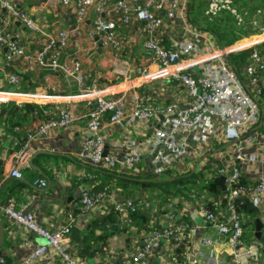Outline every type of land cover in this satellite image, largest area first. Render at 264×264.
I'll use <instances>...</instances> for the list:
<instances>
[{
  "label": "crops",
  "instance_id": "obj_1",
  "mask_svg": "<svg viewBox=\"0 0 264 264\" xmlns=\"http://www.w3.org/2000/svg\"><path fill=\"white\" fill-rule=\"evenodd\" d=\"M13 1L30 15L42 30L54 34L59 30H66L69 33V39L67 45L60 50L59 61L69 60L70 54L77 51L82 59L81 73L84 76V82L88 85L96 77L99 80V86L107 93L122 89V92L126 93L128 108L134 105L135 98L137 101L160 107H166L172 103H178L179 106L184 107L192 100L188 89L177 80L157 79L135 84L138 76L137 69L144 65L152 68L155 64L152 63L150 54L145 47L146 37L142 29L143 21L135 16H132L127 22L119 20L122 10L118 9L114 2H109L103 11H99L96 2L87 11L84 21L79 22L75 14L74 3L64 6L50 0ZM126 1L133 8L141 2V0ZM176 1H179L177 5L169 3L158 11L163 19L159 31L167 46L177 40L186 41L195 35L199 39L201 50L205 52L220 44L237 41L247 33H257L264 24V17L261 14L264 11V0H231L237 11H240V16L237 12L233 13L231 10L223 8L214 15L212 20H209L206 15L209 0ZM3 13V8L0 5V15ZM97 16L105 21L119 20L112 30L121 43L118 50L112 46L104 45L93 35L92 29L95 27ZM10 27L9 32L16 35L12 39L20 42L28 50L34 51L43 47L45 36L42 32L29 29L18 19L13 20ZM262 51L264 52V46H262ZM13 65L20 73H30L33 80L37 82L36 86H33L35 88L31 90L52 95L51 101L48 102L50 107L68 104L79 118L74 125L52 126L45 133L29 139L28 146L33 162V166H30L32 172L29 174L32 178L21 176L22 179L19 180L26 182V186L11 196L7 206L24 214L32 213L40 226L53 232L71 218L75 203L82 191L88 188L86 181H80L85 173H90L93 175L92 177L111 185L109 192L111 197L104 203V206H96L91 214L79 213L75 218L73 217V221H75L73 227L78 226L81 229V237L79 240L74 238L71 234L72 227L65 242V249L71 252L80 243L85 227L92 219L93 214L102 213L104 207L110 205L113 198L119 200L129 198L127 193L125 194L117 186L115 176L126 173L142 177L141 179H148L146 181L151 180L146 178L149 175L156 178L160 175L166 178L163 176L164 174L156 171L151 153L154 131L162 119V114H157L151 120L137 119L134 123H128L127 119H124L120 124L110 122L109 112H107L100 131L104 139L105 153H113L121 158L129 154L135 147H140L142 153L136 165L129 168H109L106 164H95L86 154L85 141L92 133L87 127L86 117H82L90 110L91 104L78 97L81 93V82L78 78L67 76L62 69L53 71L48 66H36L34 69H28L21 58L17 59ZM195 72L200 73L198 70ZM25 82L28 84L29 81ZM0 87L2 89L14 88L13 84L8 81L6 73L1 70ZM43 103L35 104L43 105ZM6 106L0 103V109ZM41 120L42 118L31 120V122H28L30 120L26 121L21 128L22 131L28 132L29 135L31 131L37 129ZM255 133L256 141L250 146H245L244 151L253 153L258 161L254 165L244 160L240 163L242 175L250 182L257 180L256 167H264V130L258 127ZM183 136L187 155L173 171L169 170L174 176L188 173L190 170H198L208 176L212 169L226 163L228 152L232 146L226 143L221 144L218 136L212 135L211 138L205 139L196 137L193 131H188ZM12 140L5 122L0 123V187L3 186V188L10 181L16 179L10 174L16 152V145ZM113 170L116 172L114 176H112L115 173ZM105 171L110 176L106 177ZM40 179L47 182L46 186L39 184ZM144 189L140 188L136 193L147 194ZM180 198L170 200L167 203V210L175 208L176 220L183 221V217L186 216L191 222L184 264H234L233 254L226 243V236L206 224L198 210L199 201L192 197L190 199L184 197L179 202ZM260 212L263 223L264 212L261 208ZM167 217L166 215L163 223L165 227L174 222L173 219ZM0 218L5 224V236L0 255L7 256L10 261H27L30 251L35 246L46 242L41 235L19 223L4 210L2 211L1 207ZM254 231L256 232V229ZM255 232L254 237H256ZM97 233H101V230L97 229ZM262 234L264 235V226ZM121 236L111 237L110 252L122 250L128 254L134 248L136 249L134 242L138 245L145 242L136 232L132 233V236ZM120 238H123V241H120ZM204 238H211L212 243L208 246L201 245L200 241ZM142 241L143 243H141ZM253 241L255 242V246L252 247L253 258L249 262L250 264H264V241L257 237ZM164 243L167 245L169 242L164 241ZM168 259H171L170 251L165 250L163 253L154 249L143 264L159 263ZM60 261V256L52 251V254L49 253L38 264H60ZM86 261L94 264L99 262L100 258L98 255H94Z\"/></svg>",
  "mask_w": 264,
  "mask_h": 264
},
{
  "label": "built area",
  "instance_id": "obj_2",
  "mask_svg": "<svg viewBox=\"0 0 264 264\" xmlns=\"http://www.w3.org/2000/svg\"><path fill=\"white\" fill-rule=\"evenodd\" d=\"M61 5L74 3L75 14L79 22L84 21L87 11L97 2L99 11H103L109 2L122 10L119 20L127 22L132 16L143 21V32L145 33V47L147 48L152 63L150 68L147 65L137 69L138 76L135 84L144 83L157 79L177 80L188 89L191 101L187 106H179L172 103L166 107L154 106L137 101L128 108L126 93L122 89L112 92H105L99 86L98 78H94L90 84L84 82L81 73L82 59L77 51L70 54V59L64 62L59 61L61 48L67 45L69 33L62 29L58 33L42 30L36 21L28 15L13 0H0L4 13L0 15V46L5 49L4 56H0V70L6 73L9 82L14 88L2 89L0 87V103L7 105L10 102L21 104L24 102L48 104L52 95L42 94L35 90H22L19 85V77L7 71L5 65L14 63L21 58L28 69L36 66H48L53 71L62 69L67 76L77 77L81 82V93L78 95L91 104L86 115L87 127L92 133L85 141L86 154L95 164H106L109 168H129L136 165L142 153L140 147H135L129 154L119 158L113 153H105L104 139L100 133L104 123V116L109 112V121L122 123L127 119L128 123L139 120H151L157 114H162L151 145V153L156 171L162 173L168 169H175L177 164L187 155L184 136L188 131H193L196 137L211 138L218 136L221 144L233 141L229 144L232 148L228 152L224 165L217 166L214 170L219 175H224L227 185L229 207L228 214L222 212L212 213L199 201V212L206 224L217 229L226 236V243L233 254L234 264H250L252 257V243L243 240V225L240 216L235 211L231 200L234 197L247 194L252 203L264 212V167H256L257 182L255 185L247 183L239 185V178L242 175L240 169L241 161H249L254 165L257 157L253 153L244 151L245 146H250L256 141L255 130L261 123L262 108L259 100L264 98V24L257 33L250 32L237 41L230 44H220L208 51L203 52L199 45V39L193 35L186 41H174L167 46L160 34L163 24L162 17L158 11L169 3L178 4L176 0H141L133 8L126 0H50ZM227 8L233 13L240 11L232 4L231 0H209L206 8V15L209 20L214 19L221 9ZM264 17V11H262ZM18 19L33 31L42 32L45 36L43 47L39 50H28L20 42L12 39L16 36L9 31L13 20ZM118 20V21H119ZM117 20L105 21L97 16L95 27L92 29L96 39L101 40L104 45L119 49L120 41L112 31ZM250 50L248 59L242 72L249 76V81L244 82L240 77L237 68L231 64L228 56L231 53H238ZM198 70L200 73H196ZM43 103V104H44ZM52 115L45 118L36 131L30 132L25 144L16 150L13 167L10 174L14 177H21V169L30 167L31 151L28 141L38 134L45 133L52 126H71L77 123V115L68 104L56 105L51 109ZM221 133V134H220ZM220 134V136H219ZM41 186H46L44 179L39 180ZM109 192L84 189L81 194V211L89 214L98 205H103L109 200ZM204 198V194L200 196ZM214 204H218L217 201ZM107 205V204H106ZM122 214L134 210L133 199L119 200L113 198L111 204ZM109 206V205H107ZM106 206V207H107ZM104 207V208H106ZM2 211L11 215L19 223L27 226L30 230L38 233L46 240L45 243L35 246L30 251L27 261L14 262L13 264H38L40 260L52 254V251L60 256V264H88L77 256H72L65 249L66 239L71 231L69 224H63L53 232L40 226L30 212L24 214L8 206H1ZM171 219V215H167ZM184 233V225H168L162 231H153L145 240V247L138 248L133 252L132 257L128 254L114 258L111 256L102 264H143L147 254H151L153 248L158 246L160 240L171 243V239L180 240ZM201 245L208 246L212 243L211 238H204ZM4 262V256L0 255V263ZM146 264H180L172 260H163L159 263ZM210 264V263H206Z\"/></svg>",
  "mask_w": 264,
  "mask_h": 264
},
{
  "label": "trees",
  "instance_id": "obj_3",
  "mask_svg": "<svg viewBox=\"0 0 264 264\" xmlns=\"http://www.w3.org/2000/svg\"><path fill=\"white\" fill-rule=\"evenodd\" d=\"M0 53L2 54L1 56H4L5 49L3 52V48L0 47ZM249 53L250 50H244L238 53H231L228 56L229 61L237 68V71L244 82L249 81V76L241 70L247 62ZM5 68L10 71V73H14L19 77L20 81L19 85L17 86L19 89L31 90L35 88L33 86H36L35 84H37V82L33 80V77L30 73H20L14 68L13 63L5 65ZM26 80L29 81L28 84H26ZM48 104L38 105L30 102L17 104L15 102H10L5 108L0 109V123L5 122L6 129L9 131V135L13 138L12 141L16 145V150L22 147L29 137L28 132H24L21 129L26 121L30 120L28 122H31V120L42 118V122L45 118H49V116L52 115L50 110L55 109V106L53 108ZM259 104L262 108V119L258 127L259 129L264 130V98L259 100ZM36 130L37 129L33 131ZM169 170L173 171V169H168L167 171L160 173L164 174L163 176L166 177H163V179H157L153 175H149L148 177L146 176V178L151 179L149 181H146L148 179H141L142 177L139 178L136 175L126 173H121L119 176H115L117 186L120 187L125 194L127 193L129 198L133 199L135 202L134 210H129L127 213L122 214L112 205H109L104 208L102 213L96 215L93 214L92 219L85 227L83 236L77 248L69 253L72 256L79 257L82 261H86L89 257L98 255L100 261L94 264H102L111 256H114V258L124 256L126 253H124L122 250L110 252L112 236L121 235L122 233L132 236V233L136 232L141 239L146 240V238L150 236L153 231H162L164 229L165 226L163 223L165 217L166 215L170 214L171 219L174 221L172 226H177L179 224L184 225L182 239H171V243H168L167 245L163 240H160L158 242V246L152 250L157 249L163 253H165V250L170 251V260L175 263L184 264L187 253L186 246L188 245L189 241L187 240V236L191 227V222L186 218V216L183 217V221L176 220V213H174L176 212L175 208H170L168 211L167 203L170 200L178 197H181L179 202H181V199L184 197L188 199L192 197L198 201H201L202 199L203 204L208 211L216 214L223 211V214L225 215L228 214L227 207H229L227 195L228 191L227 185L224 184L225 187L223 192L222 186L219 183L220 175L214 169L211 170L208 176L198 170H190L188 173L174 176V174H171ZM21 172L22 176L29 179L32 178L29 174L32 172L30 167L21 169ZM91 172H93V170H91ZM113 172H115V170H113ZM105 173L104 174L106 177L110 176L108 175L109 173H107V171H105ZM115 174L116 172L112 174V176ZM92 176L93 175L90 173H85L82 176L83 179L81 178L80 180L84 182L86 181L88 187L87 189L94 191H106L107 193L110 192L111 185H108L109 183L100 181L96 179V177ZM172 176H174V178H172ZM256 182L257 181H248L243 175H241L239 178V185H245L247 183L255 185ZM25 186L26 182L22 180L15 179L10 181L0 191V207L7 206L11 196ZM140 188L144 189L147 194L143 192H141L143 194L136 193ZM203 194L205 197L201 198L200 196ZM215 201L218 202L217 205L214 204ZM231 202L234 204L235 211L240 216L242 221L244 228L242 236L243 240L248 242L253 241L256 238L254 237L256 219L260 218L262 220L260 208L252 203L250 197L247 194L234 197ZM80 206L81 196L75 203V208L73 209V214L71 213V218L65 223L69 224L71 229L75 223V221H73V217L75 218L77 214L82 213ZM97 229H100L101 233H97ZM134 244L136 249H141L146 246L145 243L138 245L134 242ZM136 249L134 248L131 250L132 252L130 251V253H128L129 258L132 257V254L136 251ZM149 256L150 253L147 254L143 262L147 261ZM86 262L88 263V261ZM13 263L14 262L10 261L7 256H4V262L0 264Z\"/></svg>",
  "mask_w": 264,
  "mask_h": 264
},
{
  "label": "water",
  "instance_id": "obj_4",
  "mask_svg": "<svg viewBox=\"0 0 264 264\" xmlns=\"http://www.w3.org/2000/svg\"><path fill=\"white\" fill-rule=\"evenodd\" d=\"M102 44V43H101ZM233 143V141H229L227 142L226 144L229 145ZM216 152V151H215ZM30 164L33 166V162H32V159L30 161ZM196 169V166L194 167V170ZM13 178H16V179H22L21 177H14ZM158 179H163L162 176L158 175L157 176ZM174 178V177H172ZM225 176L224 175H220L219 177V183L220 185L222 186V189H223V192H224V184H225ZM3 186L0 187V191L2 190ZM262 227H263V223H262V220L260 218H257L256 219V226H255V229H256V237L261 239L262 241H264V235L262 234ZM71 234L74 236V238L76 240H79L80 237H81V229L78 227V226H74L73 229H72V232ZM4 236H5V224H4V221L2 218H0V249L3 245V241H4ZM45 243V242H44ZM143 243V241L141 242Z\"/></svg>",
  "mask_w": 264,
  "mask_h": 264
},
{
  "label": "rangeland",
  "instance_id": "obj_5",
  "mask_svg": "<svg viewBox=\"0 0 264 264\" xmlns=\"http://www.w3.org/2000/svg\"><path fill=\"white\" fill-rule=\"evenodd\" d=\"M121 235H122L121 237H125V235H127V234L126 233H122ZM120 241H123V238H120Z\"/></svg>",
  "mask_w": 264,
  "mask_h": 264
}]
</instances>
